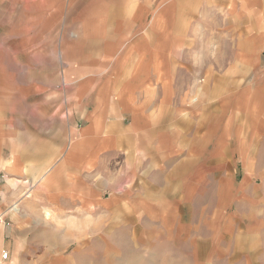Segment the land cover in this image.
<instances>
[{
  "label": "rangeland",
  "instance_id": "374dc122",
  "mask_svg": "<svg viewBox=\"0 0 264 264\" xmlns=\"http://www.w3.org/2000/svg\"><path fill=\"white\" fill-rule=\"evenodd\" d=\"M64 2L63 31H41L32 25L29 31L17 28L13 32L0 22V111L10 107L20 116L31 105L33 110L46 111L47 115L43 120L33 111L31 125H0V203L5 207L2 213L15 202L38 197L64 206L57 210L25 209L32 254L18 255L17 263L128 264L134 259L132 264H264V128L258 118L260 110L252 116L243 95L238 101L236 94L233 102L226 101L228 105H238L237 114L229 120L222 100L204 94L206 80L198 77L199 65L212 59L209 53L216 49L214 45L205 47L207 40L217 38L216 0H143L159 11L161 43L166 44L164 39L170 34L181 42L192 41L189 46L180 43L173 48L160 47L164 61L175 55L177 69L183 70L186 64L195 73L191 79L177 80L178 87H185L184 93L177 96L180 100H176L181 123L198 131L196 126L201 124L203 111L208 114L209 143H192L194 152H206L198 161L200 173L192 176L201 184L187 194L188 205L178 208L183 224L177 230L171 221L161 223L152 233V224L146 219L136 221L134 206H119V201L135 198L134 190L122 188L133 185L128 181L133 176L123 169L118 173L120 167L111 173H104L101 168L103 173L96 176L94 221H88L86 212L68 206L65 194L63 199L53 196L52 192H66L70 186L65 184L69 182L63 184L56 172L71 161L61 156L72 149L75 134L82 129L83 121L79 126L75 122H79L83 112L71 111L73 76L82 72L84 76L82 66L90 65L85 76L91 77L93 83L99 77H109L111 82L120 66L117 61L127 50L109 44V30L105 31L109 36L101 46L76 38V31L71 29L76 16L67 13L74 9L69 7L71 0ZM36 9L32 7V12ZM3 16L0 14L6 19ZM152 17L150 13L140 18L144 28ZM111 18L106 23L108 28L116 23ZM143 33L147 37L151 32ZM245 81L241 80V90ZM61 104L64 110L58 116L62 120L55 118V109ZM259 106L263 108L264 97ZM226 124L229 126L225 132L222 126ZM192 138L199 139L197 135ZM118 177V183L106 182ZM110 198L111 205L107 200ZM104 199L106 206L99 205ZM170 214H166V221ZM170 226L173 229L169 231ZM5 228L7 243L8 227ZM175 230L181 237H173ZM2 249L0 245V262Z\"/></svg>",
  "mask_w": 264,
  "mask_h": 264
},
{
  "label": "crops",
  "instance_id": "0c3cea01",
  "mask_svg": "<svg viewBox=\"0 0 264 264\" xmlns=\"http://www.w3.org/2000/svg\"><path fill=\"white\" fill-rule=\"evenodd\" d=\"M64 6V0H2L0 14L6 19L0 18V22L6 23L7 29L13 32L17 28L29 31L32 25L41 31H63L66 23L61 17L64 16ZM32 7L38 9L32 12ZM69 7L74 11L68 10L67 13L76 16L71 24L76 38L101 46L108 39L105 31L109 30V44L127 47V50L117 59L120 66L116 75L111 76V82L109 77H99L93 83L91 77L85 76L90 65L82 66L86 72L84 76L83 72L73 76L71 95L74 103L71 111L83 112L79 122H75V126H79L83 121L82 129L75 134L72 149L61 156L71 161L62 164L56 172L63 184L69 182L65 184L70 188L66 192L52 194L59 199H63L65 194L68 206L76 207L77 212H86L88 221H94L96 176L103 173L101 168L104 173L107 170L111 173L120 167L118 173L123 169L133 176L128 181L134 187L122 188L134 190L135 198L119 201V206H134L136 221L145 222L146 219L152 224V233L161 223L170 221L178 230L184 221L178 208L188 205L187 194L201 184L192 176L200 173L198 161L206 151L194 152L192 143L209 141L208 114L203 111V122L196 126L198 131H193L188 123H181L176 100H180L177 96L184 93L185 87H178L177 80L191 79L195 73L186 64L183 70L177 69L175 55H169L164 61L160 47L173 48L182 43L189 46L192 41L183 39L181 42L170 34L168 39H164L166 44L161 43L159 11L143 0H71ZM214 12L217 38L207 40L205 47L214 45L216 49L209 53L212 59L203 66L199 65L198 77L206 80L204 94L222 100L221 106L226 109V114H230L229 120L237 114L238 105H228L226 101L233 102L236 94L239 101L240 94L243 95V102L247 103L252 116L257 109L260 110L258 118L264 128V106L262 109L259 106L260 99L264 97V0H216ZM150 13L152 20L144 28L140 18ZM109 16L115 18L113 21L116 23H111L108 28ZM144 31L151 33L145 37ZM43 36L48 41L47 34ZM244 79L241 90V80ZM225 95L229 97H223ZM61 106L56 107L55 118L62 120L63 117L58 116V112L64 110L63 104ZM24 111L17 116L16 110L10 107L1 110L0 125H31V114L35 110L29 105ZM35 112L41 119H47L46 111ZM227 126H222L225 132ZM195 135L198 140L192 138ZM118 181L119 177L106 180L111 184ZM105 200L99 205L106 206ZM107 200L111 205L113 198ZM60 203L49 202L42 197L21 200L13 203L5 214L2 213L5 207L0 203V245L3 247L1 252L7 255L6 260L2 255L0 264H20L16 261L18 255L32 254L31 228L27 225L25 209L49 207L57 210L64 207ZM170 212L169 221H166L165 216ZM45 214L48 215L47 211ZM5 227H8L7 243ZM172 229L168 227L169 231ZM173 237L181 235L175 230ZM134 262L130 259L127 263Z\"/></svg>",
  "mask_w": 264,
  "mask_h": 264
},
{
  "label": "built area",
  "instance_id": "2783aa9c",
  "mask_svg": "<svg viewBox=\"0 0 264 264\" xmlns=\"http://www.w3.org/2000/svg\"><path fill=\"white\" fill-rule=\"evenodd\" d=\"M6 256H7L6 253H4V254H3V258H6Z\"/></svg>",
  "mask_w": 264,
  "mask_h": 264
}]
</instances>
